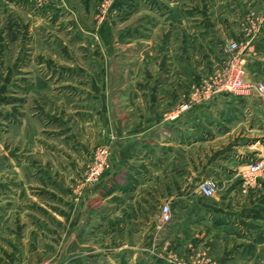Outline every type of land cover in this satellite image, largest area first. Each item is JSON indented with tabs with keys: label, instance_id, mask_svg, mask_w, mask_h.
<instances>
[{
	"label": "crops",
	"instance_id": "0c3cea01",
	"mask_svg": "<svg viewBox=\"0 0 264 264\" xmlns=\"http://www.w3.org/2000/svg\"><path fill=\"white\" fill-rule=\"evenodd\" d=\"M148 1L154 10H149L146 23L139 20L136 32H122L130 39L117 50L118 54L120 49L122 54L128 53L122 55L127 58L121 67L125 75L117 91H108L113 67L107 66L112 62L107 46L102 45L105 74L84 78L82 99L98 98L99 109L91 108V102L78 109L75 95L56 97L44 92L45 88L40 93L36 83V98H50L65 113L56 105L40 108L41 116L57 124L58 138L51 141V155L36 147L28 158L19 160L16 175L20 188L14 198L8 194L6 206H0V264H40L45 230L51 231L53 244L58 246L64 230L72 259L81 261L76 254L82 252L83 260L110 253L116 256L114 261L132 264L145 250L141 247H148L156 237L168 244L173 238L186 236V228L205 223L194 219L184 227L192 214L195 217L205 209H220L234 215L236 210L228 204L232 197L228 183L248 161L228 152L223 126L228 115L238 110L237 103L246 100L217 96L202 103L194 101V92L224 68L227 45L240 36L236 30L242 8H251L253 0ZM263 41L262 35L255 44ZM65 52L69 50L65 48ZM70 65L64 62L59 67L69 69ZM92 85L95 96L91 92L85 97ZM188 102L191 110L179 116V107ZM35 123L36 128L30 126L39 134L42 124ZM29 130V125H22L20 140L25 144L30 142ZM97 144L109 148V168L99 187L86 191L81 201L73 204L61 196L60 186L88 164ZM257 156L264 162V151ZM207 179L228 186L222 198L201 195L199 184ZM50 181L51 193L46 188ZM28 186L39 193L29 191ZM41 193L45 197L38 195ZM49 197L51 215H46L42 203ZM163 205L170 206L173 223L158 232L155 222ZM241 224L257 229L256 222ZM230 226L213 228L239 239ZM227 264H264V233Z\"/></svg>",
	"mask_w": 264,
	"mask_h": 264
},
{
	"label": "rangeland",
	"instance_id": "374dc122",
	"mask_svg": "<svg viewBox=\"0 0 264 264\" xmlns=\"http://www.w3.org/2000/svg\"><path fill=\"white\" fill-rule=\"evenodd\" d=\"M149 5L148 0H0V206H6V199L10 200L8 196L14 198L20 188L19 177L16 175L20 168L19 160L28 158L36 147L43 148L44 154L51 155V141L58 138L57 124L49 117L41 116L40 108L51 105H56L59 111L60 108L49 97L36 98V83L40 85V93L45 90L47 94L56 97L65 94L69 98L75 95L78 109L87 107L85 104L88 102H91V108L99 109L98 98L86 97L91 92V96H95L92 89L94 84L91 90H86L85 101L82 99L84 95L81 91L86 86L84 78L105 74L102 45L107 46L112 61L107 66L109 68L111 64L113 67V79L108 84V91H117L121 77L125 75L121 67L127 58L122 55H128L126 51L122 54L121 49L118 54L117 50L122 47L123 42L128 44L130 39V35L122 36V32H136L139 20H145L146 23L149 10H154V6ZM252 5L251 8L246 6L245 10L242 8L244 13L239 17V27L236 30L240 36L232 38L229 43H250L246 79L248 82L264 85V41L255 44L264 36V0H253ZM65 48L69 53L65 52ZM229 56L226 51L224 68ZM63 61L71 64V68L59 67ZM234 97L246 101L239 105L237 103L238 110L228 115L227 124L223 126L226 129L224 139L228 145L227 150L237 154L236 159L240 157L239 160L243 161L247 159L248 162H263L257 154L264 151V100L251 96ZM61 111L65 113L64 110ZM36 120L42 124L39 134L34 133L35 130L30 126L36 128ZM24 124L31 129L28 131V144L20 140ZM219 136L222 137L223 134ZM102 148L106 147L97 144L91 151L88 164L79 170L75 178L62 182L61 196L68 197L73 204L79 203L86 191L99 187L100 181L89 185L86 177ZM216 182L218 190L214 197L221 195L222 198L228 186L222 187L223 181ZM228 184L232 189L228 204L236 210L234 215L229 216L220 209H205L195 217L192 214L185 220L187 222L184 227L193 224L194 219L205 223L197 228H186V236L173 238L168 244L156 237L151 245L141 247V250H145L140 251L139 258L136 257L132 264H227L246 245L258 240L264 233V162L253 186H244L239 175ZM52 185L51 181L47 183V190ZM27 189L39 193L35 187L28 186ZM38 195L45 197L42 193ZM50 201L51 197L42 203L46 215H51V209L47 207V204L51 206ZM174 221L176 225V218ZM242 222H256L257 229L244 228L242 224L239 225ZM221 224L231 225L239 239L229 238L213 228ZM174 228L172 226V232ZM155 229L158 231L156 226ZM61 231L58 246L53 244L55 237L51 236V231L45 230L47 236L40 264H130V261L125 260L114 261L116 256L110 253L96 254L91 259L83 260L82 252L80 255L76 254L81 261L72 259L71 250L66 245L67 237L62 235L64 230ZM245 236L247 239H244ZM91 247L97 246L92 244ZM92 251L95 250L92 248Z\"/></svg>",
	"mask_w": 264,
	"mask_h": 264
},
{
	"label": "built area",
	"instance_id": "2783aa9c",
	"mask_svg": "<svg viewBox=\"0 0 264 264\" xmlns=\"http://www.w3.org/2000/svg\"><path fill=\"white\" fill-rule=\"evenodd\" d=\"M250 43L237 44L229 43L227 52L230 54L226 67L222 72L208 79L205 83L195 89L194 101L208 103L213 98L222 95L256 97L264 100V85L248 82L247 77V54ZM191 110V103H184L178 109L179 116ZM109 148H102L98 151L97 159L90 168L86 182L89 185L101 180L104 172L109 168ZM263 169V162H248L239 172L243 180V185L251 187L256 183L259 173ZM199 191L204 198H212L218 190V184L215 180L207 179L199 184ZM172 222V211L169 205H163L159 215L156 218V228L163 230Z\"/></svg>",
	"mask_w": 264,
	"mask_h": 264
}]
</instances>
